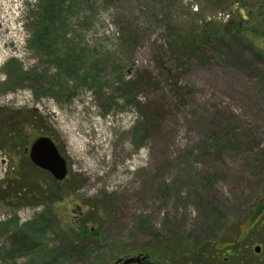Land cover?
Masks as SVG:
<instances>
[{
  "label": "rangeland",
  "instance_id": "obj_1",
  "mask_svg": "<svg viewBox=\"0 0 264 264\" xmlns=\"http://www.w3.org/2000/svg\"><path fill=\"white\" fill-rule=\"evenodd\" d=\"M42 5L0 0V264H264V0H68L45 51Z\"/></svg>",
  "mask_w": 264,
  "mask_h": 264
},
{
  "label": "trees",
  "instance_id": "obj_2",
  "mask_svg": "<svg viewBox=\"0 0 264 264\" xmlns=\"http://www.w3.org/2000/svg\"><path fill=\"white\" fill-rule=\"evenodd\" d=\"M40 1L43 5L41 8V15L38 22L35 24L37 34H35L34 37L36 48L45 51V48L53 47L55 45V39L59 37L58 34L65 29L68 24V21H66V19L62 20L60 16L67 8L68 0H39V3ZM203 38L204 37L200 39ZM204 40H202V42H205ZM52 41L53 43H51ZM196 44L200 45V47H195ZM201 46V42L198 43L197 38H194L189 42L188 47L194 52H198L201 50ZM17 73H19V76H16L17 79H26V75L23 74L20 66L18 72L16 71L15 74ZM85 227L87 226L85 225ZM85 232L88 233L86 229H84V233Z\"/></svg>",
  "mask_w": 264,
  "mask_h": 264
},
{
  "label": "water",
  "instance_id": "obj_3",
  "mask_svg": "<svg viewBox=\"0 0 264 264\" xmlns=\"http://www.w3.org/2000/svg\"><path fill=\"white\" fill-rule=\"evenodd\" d=\"M29 159L38 169L50 173L58 181H64L68 175L67 162L60 154L55 142L49 137H40L31 145ZM259 254L261 248H255ZM147 261V257L127 259L122 264H140ZM156 264V263H152Z\"/></svg>",
  "mask_w": 264,
  "mask_h": 264
},
{
  "label": "flooded vegetation",
  "instance_id": "obj_4",
  "mask_svg": "<svg viewBox=\"0 0 264 264\" xmlns=\"http://www.w3.org/2000/svg\"><path fill=\"white\" fill-rule=\"evenodd\" d=\"M228 254L229 255H231V251L230 252H228ZM227 261H228V259H226ZM115 264H121V263H119V262H116ZM140 264H152L149 260H147V261H145V262H142V263H140Z\"/></svg>",
  "mask_w": 264,
  "mask_h": 264
},
{
  "label": "bare ground",
  "instance_id": "obj_5",
  "mask_svg": "<svg viewBox=\"0 0 264 264\" xmlns=\"http://www.w3.org/2000/svg\"><path fill=\"white\" fill-rule=\"evenodd\" d=\"M0 57H3V58H4V57H6V55H4V54H1V56H0Z\"/></svg>",
  "mask_w": 264,
  "mask_h": 264
},
{
  "label": "built area",
  "instance_id": "obj_6",
  "mask_svg": "<svg viewBox=\"0 0 264 264\" xmlns=\"http://www.w3.org/2000/svg\"><path fill=\"white\" fill-rule=\"evenodd\" d=\"M6 56H7V54H6ZM5 58V57H4Z\"/></svg>",
  "mask_w": 264,
  "mask_h": 264
}]
</instances>
